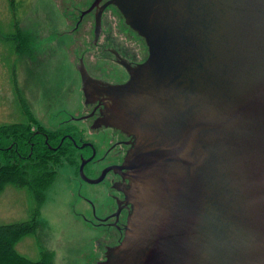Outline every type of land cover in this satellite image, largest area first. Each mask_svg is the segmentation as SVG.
Wrapping results in <instances>:
<instances>
[{
	"label": "water",
	"instance_id": "water-1",
	"mask_svg": "<svg viewBox=\"0 0 264 264\" xmlns=\"http://www.w3.org/2000/svg\"><path fill=\"white\" fill-rule=\"evenodd\" d=\"M110 3L148 56L99 90L134 140L125 233L96 264H264V0Z\"/></svg>",
	"mask_w": 264,
	"mask_h": 264
},
{
	"label": "rangeland",
	"instance_id": "rangeland-1",
	"mask_svg": "<svg viewBox=\"0 0 264 264\" xmlns=\"http://www.w3.org/2000/svg\"><path fill=\"white\" fill-rule=\"evenodd\" d=\"M93 1L0 0V124L21 121L25 104L36 125L47 131L67 120L78 137L97 143L101 137L103 143L107 142L103 133L96 136L97 128H85L82 122L72 121V117H80L90 109L83 104L76 66L79 58H83L89 74L103 81L116 84L126 78L121 67L90 56L94 49H90L93 35L88 25L93 22V13L87 11L82 21L80 18ZM121 16L107 14L111 32L121 37L115 28V20L119 21L118 29L130 34L134 48L148 54L145 40L121 27ZM103 150L84 166L90 179L97 178L98 171L110 161V157L101 155ZM70 160L72 163L57 167L56 179L45 192L37 213L36 235L16 243V250L33 261L39 258L37 240L51 251L52 264H96L102 258L109 229L90 224L89 219H94L92 206L82 196L92 198L97 215H104L112 203L106 193L107 178L88 185L79 175L82 159L74 153ZM33 207L26 189L7 185L0 194V225L26 220Z\"/></svg>",
	"mask_w": 264,
	"mask_h": 264
},
{
	"label": "flooded vegetation",
	"instance_id": "flooded-vegetation-1",
	"mask_svg": "<svg viewBox=\"0 0 264 264\" xmlns=\"http://www.w3.org/2000/svg\"><path fill=\"white\" fill-rule=\"evenodd\" d=\"M110 2H112V0H95L92 2V8H90L86 13H93V22L91 25L90 23L88 25V27L90 26L92 28L91 30L93 35L90 49H94L92 50L94 53H91L90 56L92 55V57L94 58L96 55V58L105 59L106 62L108 61L121 67L126 73V78L116 84H124L130 79L132 68H135L139 64L143 63L146 60L148 54L147 51L146 53H143L134 48L130 41L132 40L130 34H126L123 29H118V27L120 26L119 21L115 20V28L117 29V32H119V35H121V37L117 38L111 32L109 27L110 20L108 19L107 14L109 13V15L111 14L113 16L114 14H118L121 16V13H119L117 7ZM86 9H84V11ZM84 15L85 14H83V16L80 18L81 21ZM121 27L131 29L125 23L123 17L121 21ZM132 31L135 32L134 30ZM135 34H137V32H135ZM79 59L77 67L82 65L81 63H79ZM87 73L90 76L91 80L88 84H86V86H83V82L80 76V88L82 96L84 98L83 104L85 105V107L90 109L88 113L83 114L80 117H73L72 121L82 122L85 128H97L96 136H99L101 133H103V135L107 137L105 138L107 142L104 141L103 143V139L101 137L98 139L99 143H97V141L95 140H84V138L78 137L77 130H75L74 128H69L70 123H67V120L60 122L58 124L60 126H58L56 129L48 131L51 133L58 132V136L60 139L58 142V146H60L65 139L69 140L76 149V154H78V157L80 159H87L93 156V158L89 161L93 162L99 151L103 148L104 150L101 155H104V157H110V161L103 169H100L98 171L99 173L97 174V177H99L105 168L111 167V169L107 171L103 180L101 181L103 182L107 178L108 190L106 193L109 198L112 199V203L108 211L105 212L104 215H97L98 213L94 209V200L88 196H82L83 199L92 206V217L94 218L93 220H97V222H94L92 219H89L90 224L98 225L96 227L109 229V236L105 237L104 241L106 245L101 252L102 258L96 260L102 261L105 259L106 250L118 245L125 233L130 205L126 202V197L123 192V189L127 187L126 185L129 182L128 178L126 177L128 171L124 166L126 154L129 151L134 138L133 136L122 132L120 129L112 125H105L106 121H104V102H106V100L108 99L106 96H104L106 93L99 90L101 87H106L105 85L111 83L103 81L99 77L89 74V72ZM92 87L94 88V90ZM84 88L86 89L87 93L91 94V96L88 97L87 103V99L84 95ZM74 118L79 120H74ZM36 132L42 134L45 143L47 139L50 138L47 132L40 130H36ZM55 141L56 140L54 136L53 142ZM58 146H54L53 149H56ZM101 157L104 159L103 156ZM89 162H87L86 164H88ZM86 183L88 185H95L88 182Z\"/></svg>",
	"mask_w": 264,
	"mask_h": 264
},
{
	"label": "trees",
	"instance_id": "trees-1",
	"mask_svg": "<svg viewBox=\"0 0 264 264\" xmlns=\"http://www.w3.org/2000/svg\"><path fill=\"white\" fill-rule=\"evenodd\" d=\"M17 97L23 99L22 94ZM23 106L21 121L0 124V194L9 184L24 188L33 199L34 207L26 220L0 225V264H52L51 251L39 240V258L34 261L20 254L16 243L21 238L36 235L37 213L45 192L56 179L57 167L64 162L72 163L70 158L76 149L67 139L58 146V132L51 133L37 126L32 112L25 104ZM36 130L49 134L46 143ZM54 146L58 147L53 149Z\"/></svg>",
	"mask_w": 264,
	"mask_h": 264
}]
</instances>
